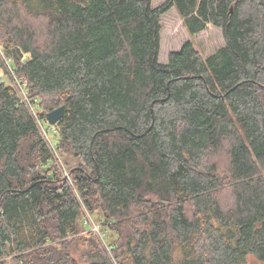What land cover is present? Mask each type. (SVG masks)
I'll return each mask as SVG.
<instances>
[{"label":"trees","instance_id":"1","mask_svg":"<svg viewBox=\"0 0 264 264\" xmlns=\"http://www.w3.org/2000/svg\"><path fill=\"white\" fill-rule=\"evenodd\" d=\"M0 71V264L264 263V0H0Z\"/></svg>","mask_w":264,"mask_h":264},{"label":"rangeland","instance_id":"2","mask_svg":"<svg viewBox=\"0 0 264 264\" xmlns=\"http://www.w3.org/2000/svg\"><path fill=\"white\" fill-rule=\"evenodd\" d=\"M165 2H167V0H153V5L160 6ZM160 22L162 28H161V46H160L159 60L160 62L163 63H166L168 61L169 54L172 51H177L181 49V47L187 41H191L196 47V49L199 50L205 57L213 54L217 49L222 47L225 43L222 30L210 23L203 31L196 34H191L186 28L183 18L180 16V14L178 13L175 7H172L167 12H165L161 16ZM2 76H3L2 71H0V79L3 78L10 83H12L11 80H13L15 86L17 85L21 90H22V86L26 84V82H24L25 83L24 84L21 80H18L14 75L12 79L9 76H5V75L3 77ZM23 95L24 97L22 98L25 99V101L28 102V104L34 108L35 115L38 114L39 110H43L40 106L39 101L32 102L27 91L26 94ZM39 125L47 140L55 144L57 142V135L54 132L55 129L53 130V128L55 127L51 128L50 124L45 121H44V126L41 123H39ZM75 162L76 159L70 156V163L74 164ZM63 170L65 175L69 177V173L67 169L63 168ZM86 214L91 217L93 222L100 224L98 218L94 214H91L85 208L84 215ZM246 264H264V263L258 261L254 257H249Z\"/></svg>","mask_w":264,"mask_h":264},{"label":"built area","instance_id":"3","mask_svg":"<svg viewBox=\"0 0 264 264\" xmlns=\"http://www.w3.org/2000/svg\"><path fill=\"white\" fill-rule=\"evenodd\" d=\"M24 83V82H23ZM25 84V83H24ZM27 84V83H26ZM25 84V85H26ZM25 85L24 86H22V91H23V93L24 94H26V91H25ZM32 109H33V107H31ZM55 125H52V127L51 128H53ZM55 129V131H56V128H53V130ZM84 224H86L89 228H90V230H92V231H94V232H96V233H98V235L100 236V238L105 242V235H104V233H102V231H101V225L100 224H98V223H96V222H93L92 221V219H91V217L89 216V215H85L84 216Z\"/></svg>","mask_w":264,"mask_h":264},{"label":"water","instance_id":"4","mask_svg":"<svg viewBox=\"0 0 264 264\" xmlns=\"http://www.w3.org/2000/svg\"><path fill=\"white\" fill-rule=\"evenodd\" d=\"M28 59V55L25 56L24 60ZM65 114V106H60L47 113V120L51 125H56Z\"/></svg>","mask_w":264,"mask_h":264}]
</instances>
